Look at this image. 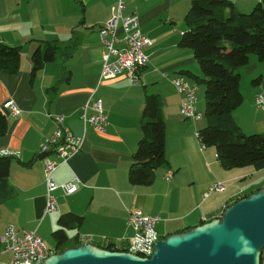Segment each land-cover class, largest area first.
Masks as SVG:
<instances>
[{"label": "crops", "instance_id": "obj_1", "mask_svg": "<svg viewBox=\"0 0 264 264\" xmlns=\"http://www.w3.org/2000/svg\"><path fill=\"white\" fill-rule=\"evenodd\" d=\"M122 1L123 14L138 15L143 35L152 42L145 49L149 63L138 84L125 74L100 79L104 48L99 29L112 17L119 0H0V42L21 48V71L0 73V110L7 118V131L0 135V156L12 157L8 181L13 189L12 197L0 203V236L10 224L37 234L45 228L48 236V230L58 228L59 217L71 212L84 217L81 227L67 231L68 238V232H74L77 245L86 244L80 242L83 237L97 247L112 243L124 248L134 234L128 226L132 210L159 216L156 230L165 239L222 218L238 198L264 189V169L257 171L252 165L226 169L215 147L201 150L197 132L203 126L183 118L182 97L164 76L182 75L197 86L190 76L204 78L193 51L179 47L193 0ZM229 1L238 11L249 13L261 0ZM48 44L57 47L56 59L33 76V54L45 51ZM250 65L260 69L262 81L257 86L247 82L243 92V76ZM247 67L239 72L244 102L233 116L245 134L264 133V112L255 105L256 95L264 91V63L251 55ZM148 95L160 100L168 164L157 170L152 185L138 186L129 182L128 174L141 140ZM99 98L109 120L104 133L84 128L82 121L83 108ZM8 101L21 110L18 117L3 111ZM59 114L83 145L58 168L54 179L58 184L79 179L81 186L71 196L58 190L59 211L45 215V174L38 150L55 131L52 116ZM169 171L174 173L170 182L165 179ZM217 182L224 183L225 190L205 198ZM9 259V253L0 254V261Z\"/></svg>", "mask_w": 264, "mask_h": 264}, {"label": "trees", "instance_id": "obj_2", "mask_svg": "<svg viewBox=\"0 0 264 264\" xmlns=\"http://www.w3.org/2000/svg\"><path fill=\"white\" fill-rule=\"evenodd\" d=\"M185 22L187 29L179 47L193 51L204 76H190L197 84L205 86L207 125L197 132L199 142L206 148L215 147L226 169L252 165L257 171L263 170L264 133L245 134L233 114L244 102L238 70L249 64L251 55L264 62V0L249 13L238 11L229 0H193ZM56 54L57 47L52 44L43 52L37 50L32 57L33 76L45 63L54 62ZM20 71L21 48L0 42V73L17 75ZM261 81L259 76L252 84L257 86ZM6 131L7 118L0 110V135ZM165 139L166 124L160 100L148 95L142 112L141 140L128 174L131 184L150 186L154 183L157 170L168 164ZM11 161L12 157L0 156V203L13 195L8 181ZM251 195L240 197L236 202ZM83 222V216L71 212L59 217L58 228L52 233L56 254L69 248L67 231L81 227ZM99 248L119 251L112 243Z\"/></svg>", "mask_w": 264, "mask_h": 264}, {"label": "built area", "instance_id": "obj_3", "mask_svg": "<svg viewBox=\"0 0 264 264\" xmlns=\"http://www.w3.org/2000/svg\"><path fill=\"white\" fill-rule=\"evenodd\" d=\"M124 7V2L119 0L110 20L99 29V36L104 48L100 79L113 80L125 74L133 84H138L140 72L149 63V59L145 55V48L152 42L141 31L140 17L138 15L125 16L123 14ZM164 76L170 80L176 92L182 97L180 113L183 118L192 122L203 120L205 115L197 108L198 86L192 84L187 77L182 75L172 78L168 74H164ZM255 105L264 112V91L256 95ZM2 109L13 117H18L21 114V110L13 101L6 102ZM52 119L56 129L40 144L38 150L45 174V215L59 211L60 205L56 194L58 190L64 192L66 196H71L77 193L81 186L79 179L65 184H58L54 179L53 175L56 170L81 151L83 139L75 136L69 130L65 124L64 115L52 116ZM82 121L84 128L92 127L99 133L106 131L109 120L100 98L86 104L83 108ZM205 149L206 146L201 143V150ZM173 178V172L165 176L168 182ZM225 188V184L222 182L214 183L205 194V198H208L211 193L223 192ZM160 222L159 216L145 215L136 209L130 211L128 226L134 234L128 239L126 247L116 246V248L121 252L140 258H150L155 251L157 242L162 240L156 230ZM82 241H86V239L82 238ZM0 245V254H10V259L6 262L0 261V264H43L47 258L55 254L36 231H19L13 224L8 225L0 236Z\"/></svg>", "mask_w": 264, "mask_h": 264}, {"label": "water", "instance_id": "obj_4", "mask_svg": "<svg viewBox=\"0 0 264 264\" xmlns=\"http://www.w3.org/2000/svg\"><path fill=\"white\" fill-rule=\"evenodd\" d=\"M264 189L229 206L222 218L160 240L151 258L92 244L53 254L44 264H261Z\"/></svg>", "mask_w": 264, "mask_h": 264}, {"label": "rangeland", "instance_id": "obj_5", "mask_svg": "<svg viewBox=\"0 0 264 264\" xmlns=\"http://www.w3.org/2000/svg\"><path fill=\"white\" fill-rule=\"evenodd\" d=\"M110 20V19H109ZM146 55V54H145ZM251 57V56H250ZM264 63V62H262ZM247 66H244L242 68H246ZM256 65H250L247 67V72L246 74H244L243 76V81H242V91L246 92V86H247V82L251 83L252 80L256 79L259 77V73H260V69L255 68ZM241 68L238 70V72H240ZM248 74V75H247ZM247 76H250V80H248ZM255 76V77H254ZM251 77H254L251 80ZM173 85V84H172ZM198 104H197V108L202 111L205 114V98H204V92H205V86L202 84H199L198 86ZM205 117L203 120L199 121V122H194L196 123V125L198 126H203L205 124ZM192 122V121H191ZM168 173H172V171L167 172ZM204 191L201 192L200 195H204ZM49 218V217H48ZM47 220V219H46ZM46 222V221H45ZM45 228L43 230V234L39 233L38 235L43 239L44 243L47 245L48 248H50L52 251H54V253L56 254V243L52 237V233L53 231H49L48 230V236H44L45 234ZM69 236V241L66 244L67 247H74L75 245H77L76 239H74V232H68ZM163 240V239H162ZM128 241V240H127ZM101 246H105L104 244H102ZM117 246V245H116ZM120 247V246H119ZM121 252V251H120ZM151 258V257H150ZM149 259V258H148ZM6 262V261H3Z\"/></svg>", "mask_w": 264, "mask_h": 264}, {"label": "bare ground", "instance_id": "obj_6", "mask_svg": "<svg viewBox=\"0 0 264 264\" xmlns=\"http://www.w3.org/2000/svg\"><path fill=\"white\" fill-rule=\"evenodd\" d=\"M132 15H136V14H132ZM144 36H145V35H144ZM147 38H148V37H147ZM148 39H149V38H148ZM147 47H148V46H147ZM147 47H146V48H147ZM146 48H145V49H146ZM69 130H70V129H69ZM38 152H39V151H38ZM68 162H69V161H68ZM68 162H67V163H68ZM67 163H65V164H67ZM63 165H64V164H63ZM57 170H58V169H57ZM57 170H56V171H57ZM54 174H55V173H54ZM53 176H54V175H53ZM82 238H83V237L80 238V242L83 243V244L86 243V244H84V245H87V242L89 241V239H88V238H85L86 241H82ZM81 246H82V245H81ZM50 257H51V256H50ZM50 257H49V258H50ZM47 259H48V258H47ZM47 259H46V260H47ZM45 262H46V261H45ZM45 262H44V263H45ZM44 263H43V264H44Z\"/></svg>", "mask_w": 264, "mask_h": 264}]
</instances>
